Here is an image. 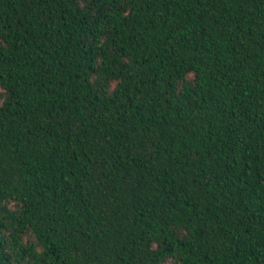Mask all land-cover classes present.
<instances>
[{
	"label": "trees",
	"instance_id": "16d2710c",
	"mask_svg": "<svg viewBox=\"0 0 264 264\" xmlns=\"http://www.w3.org/2000/svg\"><path fill=\"white\" fill-rule=\"evenodd\" d=\"M0 264H264V0H0Z\"/></svg>",
	"mask_w": 264,
	"mask_h": 264
}]
</instances>
